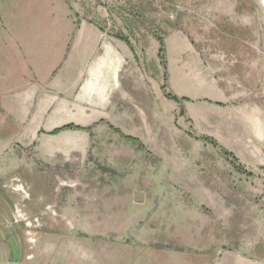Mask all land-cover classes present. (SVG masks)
<instances>
[{
	"label": "rangeland",
	"instance_id": "rangeland-1",
	"mask_svg": "<svg viewBox=\"0 0 264 264\" xmlns=\"http://www.w3.org/2000/svg\"><path fill=\"white\" fill-rule=\"evenodd\" d=\"M105 45L120 60L102 102L88 65L64 61ZM0 72L15 74L0 91L15 259L48 234L50 264L70 244L91 264L155 248L163 264H264V0H0Z\"/></svg>",
	"mask_w": 264,
	"mask_h": 264
},
{
	"label": "crops",
	"instance_id": "crops-1",
	"mask_svg": "<svg viewBox=\"0 0 264 264\" xmlns=\"http://www.w3.org/2000/svg\"><path fill=\"white\" fill-rule=\"evenodd\" d=\"M34 31V30H32ZM92 35H94V31ZM96 32V31H95ZM45 35V34H44ZM43 35V37H44ZM48 37V36H46ZM97 40L94 42L97 44V49L98 47L101 49V39H102V34L96 35ZM103 46V44H102ZM103 51L105 54H100L101 52L97 53L96 55H92V58L87 57L86 55L82 56V55H75L72 57H68L67 59H65L64 64H70V65H88L87 66V72L85 74V76H83L82 81H85L88 77L89 78H93L91 75L93 72H95L98 76L101 74L105 77V79H102V81L100 82V86H103L106 89H110L112 88V85H116L117 84V71H118V67H117V62L120 59H117L114 55V53L110 50V46L105 45L104 48L101 50ZM42 59V58H41ZM44 60V58H43ZM60 61V60H59ZM16 65H19V62H15ZM40 59H38V61H36L35 59H28L27 62L23 61L22 64L25 67L26 71H29L30 73L33 74V79L40 81L41 77L39 75V72H37L36 70V66L37 64H40ZM93 65H95V67H93ZM116 65V66H115ZM35 66V67H34ZM113 66V69L110 70V67ZM34 67V68H33ZM84 73V71H83ZM14 73H6V74H2V72H0V91L3 92L5 89L8 88V86L10 85L12 81V79H14ZM4 80L7 81V83L3 82ZM95 80V79H94ZM82 81L80 82H75L74 85L76 87L80 86ZM89 83V82H88ZM88 83L86 84V87L88 85ZM45 84L40 85L41 88L44 87ZM56 88H62L63 84L61 81H58L55 85ZM72 87V86H70ZM3 88V89H1ZM45 89V88H44ZM45 90L43 89H36V91H33V94H43ZM102 100V98H101ZM5 102V104H9V101L7 100H3ZM102 102H105V100H102ZM0 216L2 218H0V264H9L11 262H18L20 264H24L23 262H21L18 259L14 258V253H13V246H9L5 245V233H4V221H3V216L0 214ZM60 236V235H57ZM52 238V237H51ZM50 235L48 236V234H46L39 242L37 248L35 249L34 253L32 254V258L29 259L27 264H50V258L51 256L55 253L54 249H52V252L50 251V249H47L45 246L46 245H51L49 242ZM63 239V238H61ZM73 250V247L71 248V244L70 247L67 248V250H60V256L59 257H65L66 256V260L64 262V264H91V262L89 261V258L85 255V253H83V251L81 249H77L75 248L74 252L75 254V258H73L71 252ZM150 252H152L151 254H149V257H154L153 259H150L148 257L147 260L152 261V263L147 262L146 264H163L162 260H163V254H161L163 251L161 250V248H155V250H150ZM155 259V260H154ZM76 260V261H75ZM154 260V261H153ZM173 262V260H172ZM165 264H171L169 262L165 263ZM172 264H176V263H172Z\"/></svg>",
	"mask_w": 264,
	"mask_h": 264
},
{
	"label": "bare ground",
	"instance_id": "bare-ground-1",
	"mask_svg": "<svg viewBox=\"0 0 264 264\" xmlns=\"http://www.w3.org/2000/svg\"><path fill=\"white\" fill-rule=\"evenodd\" d=\"M112 69H113V66L110 67V70H112ZM91 76L95 80L90 81L88 83V85L86 87V92L90 95L98 94V96H100L102 98V100H106V98H107L106 90L103 86H100V82L102 81V79H105V77L101 74L98 76L95 72H93Z\"/></svg>",
	"mask_w": 264,
	"mask_h": 264
},
{
	"label": "trees",
	"instance_id": "trees-1",
	"mask_svg": "<svg viewBox=\"0 0 264 264\" xmlns=\"http://www.w3.org/2000/svg\"><path fill=\"white\" fill-rule=\"evenodd\" d=\"M74 129H79V127L75 126V125H68V126L56 129L55 131L51 132L50 135H58V134H60L61 132L65 131V130H74ZM126 139L128 141H130V142H133V143H137L138 142L137 139H134V138H131V137H126ZM240 170H242V167H240Z\"/></svg>",
	"mask_w": 264,
	"mask_h": 264
},
{
	"label": "water",
	"instance_id": "water-1",
	"mask_svg": "<svg viewBox=\"0 0 264 264\" xmlns=\"http://www.w3.org/2000/svg\"><path fill=\"white\" fill-rule=\"evenodd\" d=\"M9 264H20V263H18V262H11V263H9Z\"/></svg>",
	"mask_w": 264,
	"mask_h": 264
}]
</instances>
